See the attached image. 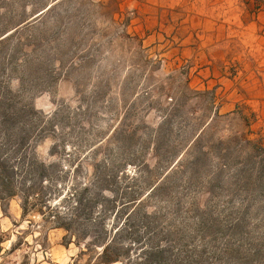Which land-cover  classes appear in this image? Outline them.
I'll return each mask as SVG.
<instances>
[{"label": "rangeland", "instance_id": "374dc122", "mask_svg": "<svg viewBox=\"0 0 264 264\" xmlns=\"http://www.w3.org/2000/svg\"><path fill=\"white\" fill-rule=\"evenodd\" d=\"M0 145V264H264V0H0Z\"/></svg>", "mask_w": 264, "mask_h": 264}, {"label": "trees", "instance_id": "16d2710c", "mask_svg": "<svg viewBox=\"0 0 264 264\" xmlns=\"http://www.w3.org/2000/svg\"><path fill=\"white\" fill-rule=\"evenodd\" d=\"M43 116L46 118V115ZM47 117L49 119L53 118L52 116ZM3 147L4 145L0 147V199L21 196L23 201L27 203L32 196L41 198L44 193V187L42 184H40L42 185V187H38L39 184H37V182L39 183V181H36L32 184V179L43 176V173L45 171L38 173L36 163L33 159L27 160L26 157L17 159L15 157V154L5 153ZM41 167L43 169L47 168L43 163ZM104 180L105 177H102V175L95 176L94 180L87 184L85 191H87L88 193L92 191L94 195L96 193H99V190H103ZM64 198H66V196ZM68 199L74 200L76 206L84 205L83 199L78 198V195L76 194H72L68 197ZM93 200L94 199L88 200L87 203H92ZM134 204H137V200L135 199L131 200L130 204L125 205L124 207H126L127 209L128 206ZM48 209L50 210L52 209V207L48 206ZM51 212L56 213L54 208L51 210ZM53 216H55V220H57L54 221L55 223L57 222L56 226L58 228H64L65 230L69 231L70 239L76 238V244L77 246H80L83 237L78 232L74 231L72 223L66 224L62 222V219L66 220L71 216L68 213L60 212V208L58 207L57 214ZM118 231L116 233H118ZM67 237L69 238V235L66 236V238ZM103 240L104 239L95 237L91 242V245L102 246V251L99 253L98 259L102 261V263H113L121 260L120 254L118 252L115 253L114 251H112L116 248L115 237H113L109 241H107V239L104 241Z\"/></svg>", "mask_w": 264, "mask_h": 264}]
</instances>
